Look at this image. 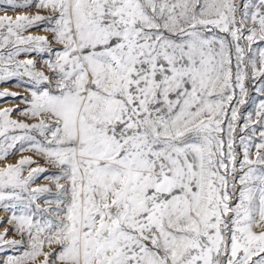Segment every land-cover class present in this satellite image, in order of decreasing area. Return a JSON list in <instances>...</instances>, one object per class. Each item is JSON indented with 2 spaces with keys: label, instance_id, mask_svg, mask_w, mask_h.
Masks as SVG:
<instances>
[{
  "label": "snow or ice",
  "instance_id": "6c2138e0",
  "mask_svg": "<svg viewBox=\"0 0 264 264\" xmlns=\"http://www.w3.org/2000/svg\"><path fill=\"white\" fill-rule=\"evenodd\" d=\"M33 5L51 14L7 13ZM3 7L0 83L30 95L0 92L26 105L0 109V159L59 171L0 167V264H264V99L241 111L264 95V0ZM53 52L47 75L18 59Z\"/></svg>",
  "mask_w": 264,
  "mask_h": 264
},
{
  "label": "rangeland",
  "instance_id": "374dc122",
  "mask_svg": "<svg viewBox=\"0 0 264 264\" xmlns=\"http://www.w3.org/2000/svg\"><path fill=\"white\" fill-rule=\"evenodd\" d=\"M5 3V0H0V15H3L6 11V9L3 7ZM40 11V14L42 15H50L51 13L48 10H38L34 7L31 8H25V9H17V10H11L7 9V13L9 15L15 16L18 13H27V14H34L35 12ZM40 35V36H46L48 37L49 40V45L52 48H59L60 46L55 43V41L52 39V33L48 32L45 30L43 26L41 27H33L30 28L27 32H25V35ZM55 59V52L51 53L49 56L48 54H45L43 57L37 56L36 54H31L29 56H24L21 55L18 57V59H33L36 61V69L37 70H43L45 71V74L47 75V69L44 67V62L47 59ZM248 88H249V98L248 102L246 105L241 106V111L243 113H248V112H255V107L259 103L261 99H264V95L261 93H258L255 90V86L251 83H248ZM8 90L11 93H18L20 96H29V92L27 89L23 86H20L17 84L15 80H12L8 83H0V92H3L4 90ZM26 105L21 102L20 99H12L11 97L2 99L0 100V109H6V108H18V109H23L25 108ZM11 118L12 119H19V120H24L25 122L28 123H33L34 121L30 117H25L21 114L20 111H13L11 113ZM253 118H255L253 116ZM243 122V121H241ZM258 136V132H257ZM21 156H30L33 159L37 161L36 164H33L32 167H44L48 169V171L51 172H57L59 169L53 167L50 162H46L45 159L38 154H35L31 151H24L20 152L19 150L13 151L11 154H9L5 159H0V167L4 166L5 164H12L15 163ZM63 183V181H61ZM44 184H49L50 187L54 186L50 184L49 181L45 180L43 177L37 178L34 183L33 187L39 186V185H44ZM50 197L45 196L44 198H41L38 200V203H40L42 206H45V199H48ZM11 212H6L2 207H0V220L3 222L0 223V232H3L5 228L11 229L12 225L8 223V217H10ZM6 238H16L19 239L20 237L16 235L13 231L9 230L8 235ZM17 251L13 249H4L0 250V260L6 259L8 256L16 255Z\"/></svg>",
  "mask_w": 264,
  "mask_h": 264
}]
</instances>
